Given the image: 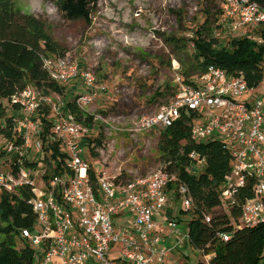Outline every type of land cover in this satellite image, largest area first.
I'll use <instances>...</instances> for the list:
<instances>
[{"label":"built area","instance_id":"2783aa9c","mask_svg":"<svg viewBox=\"0 0 264 264\" xmlns=\"http://www.w3.org/2000/svg\"><path fill=\"white\" fill-rule=\"evenodd\" d=\"M221 12L224 26L232 35L263 43L261 33L254 35L264 28V6L260 0H223ZM42 64L49 78L60 85L79 82L82 91L75 100L77 108L92 122L107 123L88 113L99 91L90 68L67 55L43 57ZM174 84V97L159 112L141 117L135 131H164L185 117L189 119L193 142L224 141L233 164L221 186L220 199L230 211L240 209L238 222L230 223L233 232L263 224L264 76L257 86L250 87L242 76L210 66L192 84L177 73ZM238 98L244 100L237 101ZM12 103L22 113L13 117L15 137L21 144L5 142L0 153V202L4 193L16 194L22 187L34 194L29 201L34 225L21 230L23 240L35 249L34 264H189L173 254L187 246V229L172 217L165 221V231L156 220L174 199L180 211L190 212L195 207L189 188L176 173L163 165L148 175L128 180H123L121 174L107 175L103 171L93 180L91 165L84 160L91 131L88 123L78 121L62 102L31 86L13 97ZM46 107L52 122L48 142L58 145L63 171L50 176L47 166L32 157L34 152L47 153L38 119ZM189 157L195 161L192 170L204 166L197 154ZM44 161L47 162L45 157ZM47 163L56 168L54 159ZM170 185L175 188L169 190ZM247 189L251 196L238 202V195ZM121 214L128 215L130 226L116 224L115 219ZM203 222L210 224L211 217L204 215ZM231 236L218 234L224 242ZM167 240L173 245H167ZM202 256L210 262L214 254Z\"/></svg>","mask_w":264,"mask_h":264},{"label":"rangeland","instance_id":"374dc122","mask_svg":"<svg viewBox=\"0 0 264 264\" xmlns=\"http://www.w3.org/2000/svg\"><path fill=\"white\" fill-rule=\"evenodd\" d=\"M15 2L22 12L33 14L50 27V35L65 49V55L94 72L99 91L88 113L107 123L90 124L85 147L88 155L84 158L97 171L121 174L123 180L148 175L165 165L158 149L163 131L138 133L135 127L141 117L159 112L176 94L175 76L185 70L193 57L194 32L208 21L205 34L216 41L215 46L227 47L232 39L247 38L232 35L224 26L223 0H101L90 23L67 20L46 0ZM260 2L264 6V0ZM260 33L261 30L254 35ZM64 86L65 96L50 94L58 103L75 101L82 91L79 82ZM241 100L244 98L237 99ZM3 108L9 117L22 116L12 101H3ZM4 145L0 139V153ZM48 154L34 152L32 157L47 166L50 176L54 175L53 169L44 161ZM178 204L174 199V206L171 205L175 216L180 212ZM207 215L211 219L227 217L233 222L224 202ZM191 217L192 214L184 216L180 223L187 226ZM24 244L17 240L18 248ZM183 251L179 257L189 264H210L188 246Z\"/></svg>","mask_w":264,"mask_h":264},{"label":"trees","instance_id":"16d2710c","mask_svg":"<svg viewBox=\"0 0 264 264\" xmlns=\"http://www.w3.org/2000/svg\"><path fill=\"white\" fill-rule=\"evenodd\" d=\"M52 2L67 20L91 22V14L101 0H46ZM208 21L194 32L191 39L193 57L181 73L185 81L192 84L193 77L203 75L210 66L225 70L228 74L242 76L250 87L257 86L264 76V28L261 30L263 43L247 38H235L227 47H218L216 41L206 36ZM63 49L50 35V27L33 14L24 13L16 6L15 0H0V139L21 144L15 133L13 117L4 111L3 101L22 93L28 86L42 91L65 96V86L49 78L43 69L42 58H63ZM160 95V94H158ZM64 99V98H63ZM67 111L78 121L92 123L91 117L79 110L75 101H66ZM18 108V105H14ZM49 107L42 109L38 119L41 122V138L50 158L55 160L53 174L62 173L59 147L48 142L52 122L48 118ZM188 118L176 121L162 132L158 149L167 165V170L176 173L185 184L195 201L190 212L180 211L174 217L192 214L187 223L189 241L186 245L202 255L214 254L210 264H264V223L252 228H242L233 232L227 217L203 222V216L222 205L220 189L233 164L229 149L221 139H210L195 143L190 139ZM191 153L204 160L201 170H192L195 162ZM48 178V176L46 177ZM94 180V175L92 174ZM175 188L170 185L169 190ZM249 189L238 195V202L251 196ZM34 197L31 189L22 187L16 194L4 193L0 202V264H34L35 249L21 237L22 229H30L35 216L29 201ZM239 207L230 211V217L238 222ZM221 233H231L229 241L218 237ZM25 242L18 248L17 240Z\"/></svg>","mask_w":264,"mask_h":264},{"label":"crops","instance_id":"0c3cea01","mask_svg":"<svg viewBox=\"0 0 264 264\" xmlns=\"http://www.w3.org/2000/svg\"><path fill=\"white\" fill-rule=\"evenodd\" d=\"M88 152H87V150H86V152H85V154H84V157H86V155H88L87 154ZM84 160H85V158H84ZM86 161V160H85ZM102 172V171H101ZM101 172H99V171H97L96 169H94L93 167H91V171H90V174H91V177H92V174L94 175V178L96 177V175H98V174H100ZM171 205H173L174 206V202L173 203H171L169 206H167L165 209H164V211H163V213L160 215V216H158L157 218H156V220H157V222H158V224L160 225V226H162L163 227V229L166 231V229H167V227H166V223H165V221L166 220H168V219H170V218H174V217H176L175 216V214H174V212H173V208H172V206ZM178 216V215H177ZM182 217H180L179 218V220L181 221L182 219H181ZM178 220V219H177ZM115 222H116V224H118V225H125V226H130V218L128 217V215H126V214H121V216H119V217H117L116 219H115ZM180 226H181V228L183 227V229H186V227L187 226H184L182 223H180ZM167 245H169V246H172L173 245V243H172V241L171 240H167ZM184 248V247H183ZM183 248H178L177 250H175L174 251V255H176V256H179V255H182L183 253H184V251L182 252V250H183Z\"/></svg>","mask_w":264,"mask_h":264}]
</instances>
